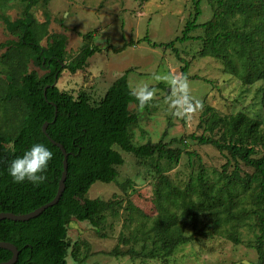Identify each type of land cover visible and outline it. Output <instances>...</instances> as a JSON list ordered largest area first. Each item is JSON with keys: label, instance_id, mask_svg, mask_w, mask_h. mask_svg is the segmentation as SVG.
Instances as JSON below:
<instances>
[{"label": "trees", "instance_id": "obj_1", "mask_svg": "<svg viewBox=\"0 0 264 264\" xmlns=\"http://www.w3.org/2000/svg\"><path fill=\"white\" fill-rule=\"evenodd\" d=\"M13 1L21 5L20 15L14 19L0 15L5 30L14 37L0 44L4 49L0 55V114L3 116L0 213L27 214L54 198L63 169V155L42 132L45 123L47 135L60 144L68 156L65 188L58 203L26 222L1 220L0 242L17 248L15 264H66L68 256L83 264L92 255L90 245L85 241H70L68 225L74 219L87 222L99 232L107 215L112 218L119 215V202L86 197L95 182L108 184L116 180L117 168L124 161L114 147L132 154L140 162L151 161L162 185L170 189L165 173L179 163L183 150L169 148L162 141L133 144L132 128L138 125V115L130 110V105L140 111L147 109L151 101L147 94L139 96L129 88L128 71L113 81L98 102H91L84 92L74 97L52 86L63 71L73 74L83 69L90 57L104 50L93 45L91 34L86 33L81 35L83 43L77 53L68 59L67 37L62 33H48L47 12L42 23L32 12L34 6L45 7L48 0H0V10L9 9ZM205 1L212 12L209 20L196 24L200 10L199 2L193 0L194 18L184 25L181 36L167 44L152 43V47L167 48L176 41L198 39L200 58L219 61L223 73L242 85L262 83L260 104L264 111V0ZM197 29L203 30L202 35L191 37L190 33ZM176 56L184 63L179 53ZM186 71L185 62L181 67L182 78L187 76ZM201 105L197 127L202 134L187 138L213 147L226 157V163L216 177H211L200 158L187 152L190 164L196 159L197 165L183 186L184 193L193 197V205H189L184 218L160 213L149 219L148 226L143 219L138 227L140 237L137 230L133 231L135 235L131 233L130 238L121 242L128 249L120 251L116 245L110 255L165 264L180 245L192 240V235L187 234L188 227H195L198 221L207 218L216 230L230 227L232 232L226 237L234 243H239V228L250 229L254 235L256 264H264V133L261 123L241 112L221 115L214 107L204 102ZM166 134L165 130L162 136ZM33 141L43 142L53 152L46 179L39 185L13 183L6 171L8 162ZM178 143L184 146L183 139H178ZM259 153L262 154L259 156ZM161 161L166 163L164 168L159 167ZM239 163L252 172L241 174ZM127 205L125 210L133 214V205L130 202ZM138 244L139 249H135ZM82 248L85 254L79 257ZM11 256L9 251L0 249V263Z\"/></svg>", "mask_w": 264, "mask_h": 264}, {"label": "rangeland", "instance_id": "obj_2", "mask_svg": "<svg viewBox=\"0 0 264 264\" xmlns=\"http://www.w3.org/2000/svg\"><path fill=\"white\" fill-rule=\"evenodd\" d=\"M195 1L199 2L200 10L195 22L203 24L212 15L210 6L205 0ZM194 7L193 0H48L45 7L37 5L32 8L40 23L45 21L44 13L49 14V34L62 33L67 37L68 59L77 53L83 43L81 35L86 33L91 34L93 45L104 50L90 57L83 69L73 74L63 71L56 84L60 91L74 97L84 92L91 102H98L108 86L128 71L129 88L139 96L147 94L151 101L147 109L140 111L130 105V110L138 115V125L132 128L133 144L162 141L169 148L183 150L179 163L165 173L172 189L169 191L171 189L162 185L157 177L151 161L140 162L132 154L114 147L124 161L117 168L116 180L108 184L95 182L86 197L119 202V215L115 218L107 215L99 232L87 222L74 219L68 225L70 241H85L90 245L92 255L83 264H163L129 256L115 257L109 252L116 245L120 251L128 249L121 242L135 235V230L140 237L138 227L143 219L148 226L149 219L160 213L184 218L189 205H193V197L184 193L183 186L197 165L196 159L190 164L187 152L200 158L211 177H216L226 163V157L213 147L199 145L187 138L202 134L197 127L202 113L200 103L214 107L221 115L244 113L259 121L264 133L261 82L242 85L223 73L219 61L200 58L198 39L176 41L167 48L152 47V43L167 44L180 37L184 25L194 18ZM6 9H3L5 13L0 10V15L6 14L12 19L18 17L22 10L17 1ZM202 33V29H197L190 36L199 37ZM12 39L14 37L0 21V44ZM3 52L4 49L0 48V55ZM178 53L187 63L185 78L181 76L184 63L176 56ZM2 123L0 114V125ZM165 130L167 134L163 137ZM178 139H183L184 146L178 143ZM165 166L164 161L159 163L160 168ZM238 167L241 174L252 172L242 163ZM128 202L133 205V214L125 210ZM230 232V227L214 229L209 219L203 218L195 227H188L187 234L192 235V240L180 245L165 264H256L253 232L247 227L239 228V243L226 237ZM139 247L140 244L134 246L135 249ZM84 254L82 248L79 257ZM70 258L72 264H78Z\"/></svg>", "mask_w": 264, "mask_h": 264}, {"label": "clouds", "instance_id": "obj_3", "mask_svg": "<svg viewBox=\"0 0 264 264\" xmlns=\"http://www.w3.org/2000/svg\"><path fill=\"white\" fill-rule=\"evenodd\" d=\"M52 157L53 152L43 142L33 141L19 155H13L7 165V175L13 183L39 185L46 179L45 173ZM65 262L72 264L70 257H65Z\"/></svg>", "mask_w": 264, "mask_h": 264}, {"label": "water", "instance_id": "obj_4", "mask_svg": "<svg viewBox=\"0 0 264 264\" xmlns=\"http://www.w3.org/2000/svg\"><path fill=\"white\" fill-rule=\"evenodd\" d=\"M57 84V80L53 83L52 86H56ZM46 90V88L44 89V91ZM45 94V93H44ZM46 126H47V123H45L42 127V132L44 133L45 137L48 139V141L53 144L54 146H56L62 153L63 155V169H62V173H61V177L59 179V182H58V186H57V191H56V194L54 196V198L46 203L45 205L27 213V214H22V215H15V214H12V213H0V221L1 220H9V221H13V222H26V221H29L37 216H39L43 211H45L46 209H48L49 207H52L54 206L55 204L58 203L63 191H64V188H65V179H66V174H67V156L68 154L65 152L64 148L54 142L46 133ZM0 249H3V250H6V251H9L12 256L11 258L6 261V262H2L0 264H15L17 259H18V250L17 248L8 243V242H0Z\"/></svg>", "mask_w": 264, "mask_h": 264}, {"label": "crops", "instance_id": "obj_5", "mask_svg": "<svg viewBox=\"0 0 264 264\" xmlns=\"http://www.w3.org/2000/svg\"><path fill=\"white\" fill-rule=\"evenodd\" d=\"M110 85H111V84H110ZM108 87H109V86H108ZM106 90H107V89H106ZM106 90H105V91H106ZM103 95H104V94H103Z\"/></svg>", "mask_w": 264, "mask_h": 264}]
</instances>
